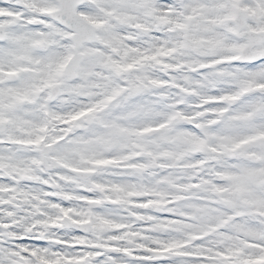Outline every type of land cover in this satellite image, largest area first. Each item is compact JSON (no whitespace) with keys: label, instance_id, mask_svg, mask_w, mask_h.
Returning <instances> with one entry per match:
<instances>
[{"label":"snow or ice","instance_id":"snow-or-ice-1","mask_svg":"<svg viewBox=\"0 0 264 264\" xmlns=\"http://www.w3.org/2000/svg\"><path fill=\"white\" fill-rule=\"evenodd\" d=\"M0 264H264V0H0Z\"/></svg>","mask_w":264,"mask_h":264}]
</instances>
